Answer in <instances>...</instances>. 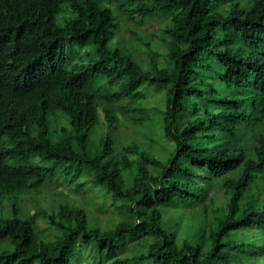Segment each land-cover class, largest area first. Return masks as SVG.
I'll use <instances>...</instances> for the list:
<instances>
[{
  "label": "trees",
  "instance_id": "1",
  "mask_svg": "<svg viewBox=\"0 0 264 264\" xmlns=\"http://www.w3.org/2000/svg\"><path fill=\"white\" fill-rule=\"evenodd\" d=\"M102 261L264 264V0H0V264Z\"/></svg>",
  "mask_w": 264,
  "mask_h": 264
},
{
  "label": "rangeland",
  "instance_id": "2",
  "mask_svg": "<svg viewBox=\"0 0 264 264\" xmlns=\"http://www.w3.org/2000/svg\"><path fill=\"white\" fill-rule=\"evenodd\" d=\"M155 23H151L150 26H148V31L150 30V32L153 31L152 28L155 27ZM144 26L141 25H135V24H128V25H122L123 30L127 29V33L132 31H137L138 33L144 32L145 29H143ZM128 33V35H129ZM144 36L146 38L147 35L145 33H143ZM151 49H155L160 51L162 48H160L161 46L154 41L151 42L150 44ZM214 86L217 89V92L220 94H224L227 95L229 94L228 91H224V88L222 86V84L218 81H214ZM159 93H152L149 95V99L145 101V103L149 106H157L160 107V105L158 103H156V97L159 96ZM132 132V130H129V132ZM156 136L158 137V135L156 134ZM138 138V136H137ZM141 139V138H140ZM160 139V138H159ZM150 140H145V144H147V146H149L150 144ZM153 149L152 152L155 153L157 155L158 158H162L166 153V151H164L162 148L157 147L155 144H153ZM169 149H173L172 145L167 146ZM63 187V190H65V192H68L69 190L67 189V185H63L60 186ZM59 187V189H60ZM46 189V188H45ZM68 200L71 202H75L76 204H78L79 206H85L86 209L88 210V212L90 213V216L96 219V223L99 224L100 226L106 227L108 226L110 223H112L114 220H118L120 219V214L118 212V210H116L114 208V206L112 205V199L109 196L104 195V193L100 190H96V189H88L85 193L80 192V191H75V192H71L68 195ZM40 203L43 206H48L47 201L44 198L39 199ZM31 212H33V210L31 209ZM189 214L186 216L188 217ZM188 223H190V221L186 218L185 219ZM38 223L40 224L42 231H41V236L46 237L47 231L44 228L46 226V224L44 222H42L41 220L38 221ZM195 224V223H194ZM44 234V235H43ZM89 250V247L85 248V251L87 252ZM85 254V253H84ZM101 264H107L106 261H102Z\"/></svg>",
  "mask_w": 264,
  "mask_h": 264
}]
</instances>
